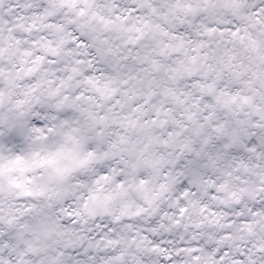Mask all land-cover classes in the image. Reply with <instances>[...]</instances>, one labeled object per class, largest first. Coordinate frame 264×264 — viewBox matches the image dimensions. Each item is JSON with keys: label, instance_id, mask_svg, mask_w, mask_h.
<instances>
[{"label": "snow or ice", "instance_id": "obj_1", "mask_svg": "<svg viewBox=\"0 0 264 264\" xmlns=\"http://www.w3.org/2000/svg\"><path fill=\"white\" fill-rule=\"evenodd\" d=\"M0 264H264V0H0Z\"/></svg>", "mask_w": 264, "mask_h": 264}]
</instances>
